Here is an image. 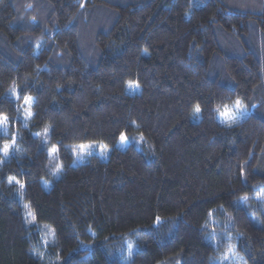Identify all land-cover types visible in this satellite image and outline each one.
I'll list each match as a JSON object with an SVG mask.
<instances>
[{
    "label": "trees",
    "instance_id": "trees-1",
    "mask_svg": "<svg viewBox=\"0 0 264 264\" xmlns=\"http://www.w3.org/2000/svg\"><path fill=\"white\" fill-rule=\"evenodd\" d=\"M2 116L0 264H264V0H0Z\"/></svg>",
    "mask_w": 264,
    "mask_h": 264
},
{
    "label": "rangeland",
    "instance_id": "rangeland-1",
    "mask_svg": "<svg viewBox=\"0 0 264 264\" xmlns=\"http://www.w3.org/2000/svg\"><path fill=\"white\" fill-rule=\"evenodd\" d=\"M131 83H133V82H131ZM128 85H129V82L126 86V90L130 93L132 90H131V88L128 87ZM140 90H141L140 86L138 88L135 87V91H133V92H136V91L139 92ZM240 102H241L240 108H237L235 105V102H234L231 105L225 106L218 111V118H219V121L221 124L226 125V126L235 125V124L241 122L242 120H244L250 114L251 110H249L248 107L242 101H240ZM29 107H30V102L27 100V102L22 106V112L26 115H29V110H28ZM225 111L228 112V115H222V113H224ZM8 131H9L8 118L5 116H2V117H0V135H7ZM41 134L42 135L40 136V139H41L42 146L46 149L49 157L55 163L57 160L58 154H59L58 153L59 146L50 141V127H47V129H45L44 132ZM125 144H126V141L123 142V145H125ZM4 145L10 146L7 154H5L3 152ZM4 145H3V147H1V151L4 155V158H8L12 152L13 144H12V142H9V143L6 142ZM81 145H84L87 147H84L83 149H81V147H80ZM122 147H124V146H122ZM97 148H103V150L105 148L106 153L107 154L109 153V150H108L109 148L106 145L101 144V143L79 144V145H76L75 147L71 148V153L73 155V161H72L73 165L84 163L87 160V158L89 157V155L90 156L91 155L101 156L100 152L99 153L96 152ZM53 149H56V151H52ZM61 172H62L61 165H60V163H58L54 169L53 178L54 179L58 178L60 176ZM42 184L46 189H50L53 185V181L43 179ZM229 258L232 261L236 260L237 262H239V259L235 254L231 255V257H229ZM224 259H225V257L222 260H224Z\"/></svg>",
    "mask_w": 264,
    "mask_h": 264
},
{
    "label": "snow or ice",
    "instance_id": "snow-or-ice-1",
    "mask_svg": "<svg viewBox=\"0 0 264 264\" xmlns=\"http://www.w3.org/2000/svg\"><path fill=\"white\" fill-rule=\"evenodd\" d=\"M128 87H129V88H134V87H137V88H138L139 85H138V84L134 85L133 83L129 82ZM26 102H27V101H26ZM235 105H236L237 108H240V107H241V102H240L239 100H237V101L235 102ZM195 112H196V113H199V112H200V108H199V106L196 107ZM29 115H31V113H29ZM222 115H228V112L225 111L224 113H222ZM120 139H121V142H124V141L126 140V137L124 136V134H121ZM9 147H10L9 145H4V147H3V152H4L5 154L8 153V151H9ZM80 147H81V149H83L84 147H87V146L81 145ZM52 151H56V149H53ZM21 187H23V185H21ZM155 223H156L157 225H159V224L161 223V220H160L159 217H156ZM129 247H131V246H129Z\"/></svg>",
    "mask_w": 264,
    "mask_h": 264
}]
</instances>
